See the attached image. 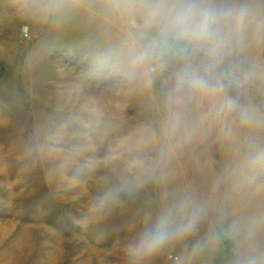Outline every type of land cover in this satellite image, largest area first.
<instances>
[{"label": "rangeland", "instance_id": "1", "mask_svg": "<svg viewBox=\"0 0 264 264\" xmlns=\"http://www.w3.org/2000/svg\"><path fill=\"white\" fill-rule=\"evenodd\" d=\"M189 0H0V264H264V0L194 44ZM207 81L193 89L181 78Z\"/></svg>", "mask_w": 264, "mask_h": 264}, {"label": "clouds", "instance_id": "2", "mask_svg": "<svg viewBox=\"0 0 264 264\" xmlns=\"http://www.w3.org/2000/svg\"><path fill=\"white\" fill-rule=\"evenodd\" d=\"M230 11L219 10L211 6H202L198 0H189L182 8L175 11L170 20V27L178 38L194 44L215 41L219 37V24ZM181 82H187L193 89H206L207 81L194 72H185ZM184 205L163 210L155 222L147 228L139 241L130 246L128 254L133 264L151 255L163 247L171 238L190 232L195 225V215L177 222V215Z\"/></svg>", "mask_w": 264, "mask_h": 264}]
</instances>
